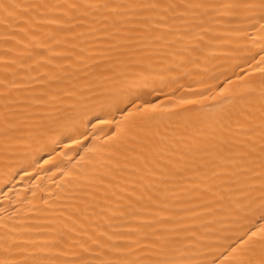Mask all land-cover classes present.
I'll return each mask as SVG.
<instances>
[{
    "label": "bare ground",
    "instance_id": "bare-ground-1",
    "mask_svg": "<svg viewBox=\"0 0 264 264\" xmlns=\"http://www.w3.org/2000/svg\"><path fill=\"white\" fill-rule=\"evenodd\" d=\"M264 0H0V264H258Z\"/></svg>",
    "mask_w": 264,
    "mask_h": 264
},
{
    "label": "snow or ice",
    "instance_id": "snow-or-ice-1",
    "mask_svg": "<svg viewBox=\"0 0 264 264\" xmlns=\"http://www.w3.org/2000/svg\"><path fill=\"white\" fill-rule=\"evenodd\" d=\"M258 264H264V249L261 250L260 259L258 261Z\"/></svg>",
    "mask_w": 264,
    "mask_h": 264
}]
</instances>
